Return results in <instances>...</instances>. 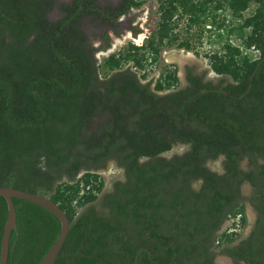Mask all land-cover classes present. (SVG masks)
<instances>
[{"label":"trees","instance_id":"16d2710c","mask_svg":"<svg viewBox=\"0 0 264 264\" xmlns=\"http://www.w3.org/2000/svg\"><path fill=\"white\" fill-rule=\"evenodd\" d=\"M155 1L143 41L98 58L109 35L94 44L83 23L118 32L141 0H0V185L47 194L66 213L52 264H218L216 253L264 264V0ZM217 7L242 17L231 28L258 55L227 42L205 55L215 80L185 64L179 84L174 62L144 80L162 46L192 49ZM178 24L197 29L177 41ZM176 143L185 147L166 154ZM216 158L219 170L206 164ZM109 159L122 177L101 190L95 169ZM12 201L5 264H35L59 221ZM245 202L254 219L241 236ZM5 216L0 195V236Z\"/></svg>","mask_w":264,"mask_h":264},{"label":"rangeland","instance_id":"374dc122","mask_svg":"<svg viewBox=\"0 0 264 264\" xmlns=\"http://www.w3.org/2000/svg\"><path fill=\"white\" fill-rule=\"evenodd\" d=\"M100 1H106V0H100ZM114 1V0H109ZM155 0H141L140 4L137 6H133L126 14H123L122 16L118 17V32H113L112 29L108 28L105 25L97 24V25H90L87 22H84L83 25L85 29H87L91 34V41L94 44H98L100 41L99 33L102 30H105L109 35V45L105 47L104 49H99L96 51V56L100 58L102 55L107 54V49L111 48L112 50L121 49L123 46H125V43L127 41H132L134 43H141L146 35L153 29V24L155 21ZM254 3L250 2L246 9L242 11L243 15H246L250 13L253 10ZM57 12L55 10L52 11V16L56 15ZM182 19V18H181ZM235 21V19H234ZM202 25L199 28V36L198 40L192 41L194 43L192 49H183V47H177L174 43L169 45H164L159 50V54L157 57V60L155 63H153L150 67H148L147 74L144 78L148 79H154L156 75L158 74L161 67L167 63L174 62L176 67V74L179 79V84L183 82L181 78V72L180 67L177 63V58L181 56L183 52H190L193 54L195 60L188 62L189 64L195 63L197 69L204 70V75L206 78H210L212 80H215L218 76V74L214 73L208 66L206 62V54L210 53V50H218L219 49V41L221 40L220 37L217 36V39L210 37H207L208 34L203 30L202 32ZM193 29H197L195 25H192L188 29L184 27L183 24H178L176 26L175 30L177 31V41L182 39L183 37L187 36L189 32H191ZM246 30V29H245ZM233 34H230L229 37L235 36V33L237 34V30H232ZM139 38V36H141ZM193 49L197 52H193ZM111 50V51H112ZM187 63V62H185ZM185 146L181 143L174 144L171 149L166 152V154L172 153V152H179L181 151ZM206 164L212 168L219 170L220 169V159H209L206 161ZM95 171L100 175L102 179V187L101 190H106L110 187L111 180L117 177H122V168L120 166H117L113 159H109L106 161L105 165L101 168L95 169ZM194 186L197 185V182L193 183ZM242 190L246 191L247 186L242 185ZM245 218H246V224L243 226V228H240L238 226H235L236 231H240L241 233L248 227L250 224V216L246 212L245 208ZM231 219L225 220V222L221 226V230L227 227H231ZM217 261L220 264H229L228 260L225 257H222L220 255H217Z\"/></svg>","mask_w":264,"mask_h":264},{"label":"water","instance_id":"95a60500","mask_svg":"<svg viewBox=\"0 0 264 264\" xmlns=\"http://www.w3.org/2000/svg\"><path fill=\"white\" fill-rule=\"evenodd\" d=\"M111 48L107 49V52L111 51ZM187 62V61H185ZM178 66L180 67L181 78H183V63L178 62ZM247 185L246 182L243 183ZM0 195H2L5 199L6 203V216L2 227V232L0 236V264H5L7 248H8V238L10 234L11 228L14 227L15 222V209L12 201V196L22 197L33 201L47 210L52 212L59 221V229L58 232L48 246L46 251L42 254V256L38 259L35 264H52L61 244L66 234L68 228V217L63 209L60 208L57 202L53 201L47 194L40 193L39 191H29L22 188L13 187L10 185H0ZM246 212L250 216V220L252 221L254 218V210L252 206L245 202ZM133 262H136V255H134Z\"/></svg>","mask_w":264,"mask_h":264},{"label":"built area","instance_id":"2783aa9c","mask_svg":"<svg viewBox=\"0 0 264 264\" xmlns=\"http://www.w3.org/2000/svg\"><path fill=\"white\" fill-rule=\"evenodd\" d=\"M211 13H214L215 21L212 20ZM205 14V20L202 23V32L203 30L207 32V37L211 36L212 38L217 39L218 36L221 39L219 41V49L210 50V53L213 51H216L217 53L223 52L222 44L228 42L230 45H234L238 48L239 54L246 55L249 58H254L258 55L259 50L253 44L245 45L243 43L242 37L239 34L240 32L237 34L235 33V36L233 37H229L230 34H233V28L231 27L237 26L242 20V17L232 14L227 7H217L213 9L212 12L208 9ZM245 29H247V27H244L243 31H245Z\"/></svg>","mask_w":264,"mask_h":264},{"label":"flooded vegetation","instance_id":"af4514ba","mask_svg":"<svg viewBox=\"0 0 264 264\" xmlns=\"http://www.w3.org/2000/svg\"><path fill=\"white\" fill-rule=\"evenodd\" d=\"M185 64L192 65V66L194 67V70H195L196 72L201 71L200 69H197L195 63H193V64H189L188 62H187V63L184 62V63H183V76H184V65H185ZM204 77H205V75H204ZM205 78H206V77H205ZM182 80H183V78H182ZM253 219H254V218H253ZM252 221H253V220H252ZM252 221H250V224L248 225V227H247V228L241 233V236L244 235V234L249 230ZM224 222H225V221H224ZM224 222H223V223H224ZM223 223H222V224H223ZM221 226H222V225H221ZM220 228H221V227H220ZM217 255H220V256H222V257H225V258L228 260L229 264H231V259H230V257H229L228 255L223 254V253H216L215 256H214V261L217 262L218 264H220V263L217 261V258H216Z\"/></svg>","mask_w":264,"mask_h":264},{"label":"bare ground","instance_id":"6f19581e","mask_svg":"<svg viewBox=\"0 0 264 264\" xmlns=\"http://www.w3.org/2000/svg\"><path fill=\"white\" fill-rule=\"evenodd\" d=\"M142 37V35L141 36H139V38H141ZM195 60V58H194V56H193V54H191L190 52H183L182 54H181V56H179L178 58H177V61L178 62H182V61H187V62H191V61H194Z\"/></svg>","mask_w":264,"mask_h":264}]
</instances>
